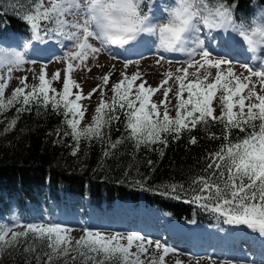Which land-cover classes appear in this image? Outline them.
I'll use <instances>...</instances> for the list:
<instances>
[{
  "label": "snow or ice",
  "instance_id": "snow-or-ice-1",
  "mask_svg": "<svg viewBox=\"0 0 264 264\" xmlns=\"http://www.w3.org/2000/svg\"><path fill=\"white\" fill-rule=\"evenodd\" d=\"M152 2L147 0L145 4V0H136L133 5L125 0L126 10L135 15V9L140 7L147 19ZM142 5L148 8L147 13ZM104 10L105 0H36L34 8L23 17L30 25L34 38L42 40L41 31L45 34L55 32L75 42L77 50L69 54L63 76L57 71L49 79L47 71L41 70L35 75L38 84L31 85L27 83L28 77H21V86L13 90L7 101L4 96L8 83L0 82V111L14 104L20 105L17 114L31 111L33 104L62 109L64 123L70 131L58 129L57 135L62 133L72 137L75 141L74 156L79 152L82 140H96L107 143L111 149L117 148L125 138L112 141L105 130L111 128L114 122H121V112L126 117V139L134 141L136 148L155 144L166 147L168 137L178 140L183 132H191L198 125L218 123L223 126L222 138L225 142L209 154L205 164L207 176L194 178L192 184L195 187L190 189L182 185H168L161 194L175 199H181V194H184L185 203L210 211L224 218L228 224L246 226L264 237V68L254 71L243 65L250 75H238L233 70L232 61L213 57L200 35L201 25L209 30L227 31L231 28L255 51L264 48V27L249 34L243 25L233 23L230 8L223 4L213 8L208 0H178L170 14L179 20L180 26L173 25L162 30L161 47L168 52H185L188 59L183 63L187 66L178 68L176 74L166 72L165 78L156 87H146L147 81L142 79L140 72L130 76L123 73L122 78L108 89L113 94L111 98L104 99L102 93L91 123L81 128L86 112L80 101L91 99L100 89L93 88L87 96L83 94L81 85L72 77L78 66L74 62L84 65L90 56L95 58L104 47L115 45L123 48L135 39L134 27L107 30L101 23ZM89 38L99 40L101 47H94ZM24 63L21 54L6 61L0 59V72L7 68L8 80H11L13 70ZM111 75L102 76L105 87L109 85ZM253 77L258 78L259 92ZM0 81H4L3 75H0ZM54 81L61 83V90L53 87ZM137 81L141 82L137 84ZM169 81L173 83L169 84ZM73 89L79 91L74 94ZM161 89L163 98L154 99ZM172 111L175 115L170 114ZM16 123L13 118L8 128H13ZM233 130L245 135L234 141L231 138ZM210 138L220 139L215 133H211ZM189 142L196 144L197 138L192 136ZM110 154L104 153L106 156ZM16 227L24 230L16 231L11 226L0 224V250L15 247L20 238L28 241L31 235L33 242L26 243L23 251L33 253L36 264H40L41 256L47 258L44 264H53L54 259L67 257L70 253H74L73 261H80V264H145L141 257L148 254L152 245L161 254L159 261L152 256L150 264H165V258L176 253L174 248L139 234L106 235L101 231L84 229V235L74 240L71 236L73 229L58 224L35 222L17 224ZM134 247L135 252L132 251Z\"/></svg>",
  "mask_w": 264,
  "mask_h": 264
},
{
  "label": "trees",
  "instance_id": "trees-1",
  "mask_svg": "<svg viewBox=\"0 0 264 264\" xmlns=\"http://www.w3.org/2000/svg\"><path fill=\"white\" fill-rule=\"evenodd\" d=\"M35 3L36 0H0V38L14 37L19 44L32 48L35 38L23 17L34 8ZM208 3L213 8L220 4L229 7L233 21L245 28L252 27L256 11L264 9V0H208ZM111 74L109 88L121 79ZM172 83L169 81V84ZM162 92L163 89L154 99H162ZM112 95L109 91L107 100ZM169 95L172 96L171 93ZM10 98L11 95L5 101ZM19 107V104H14L0 111V224L5 225L4 218L15 220L23 212L31 217L41 211V208L36 210L28 206L29 203L39 202L42 198L56 201L63 197L64 202H68V195H71L76 203H82L90 196L96 206L131 201L137 205L133 208L140 212L152 211L167 216L173 223L196 222L216 228L232 225L210 211L185 203L184 194H181V199L161 194L168 185H182L190 189L195 187L192 184L194 178L207 176L205 164L209 154L225 142L222 125L214 122L198 125L191 132H183L178 140L168 137L166 147L155 144L136 148L134 141L126 139V117L121 112V122H114L111 128L105 130L112 141L125 138L117 148L111 149L107 143L96 140H82L80 150L74 156L75 141L72 137L62 133L57 135L58 129L70 131L64 123L62 109L33 104L31 111L17 114ZM170 114L175 115V112ZM13 118L17 123L8 128ZM211 133L220 139H211ZM244 135L239 130H233L231 138L235 141ZM192 136L197 138L196 144L189 142ZM105 152L111 154L106 156ZM240 227L250 231L246 226ZM14 230L24 229L19 227ZM29 242H33L31 235L28 241L20 238V247H17L19 243L12 247L13 253L5 264H36L34 254L28 258L22 256L24 245ZM34 243L39 244L38 241ZM72 256L56 258L53 264H80V261H73ZM46 259L41 256L40 264H44Z\"/></svg>",
  "mask_w": 264,
  "mask_h": 264
},
{
  "label": "rangeland",
  "instance_id": "rangeland-1",
  "mask_svg": "<svg viewBox=\"0 0 264 264\" xmlns=\"http://www.w3.org/2000/svg\"><path fill=\"white\" fill-rule=\"evenodd\" d=\"M177 2L178 0H168L167 3L168 8L164 9L165 14L160 12H155L158 13L157 15L150 14L152 22L155 23V22L166 21L168 18V10L175 7ZM157 9L158 8H155L154 11H156ZM259 15L261 17H264V12H261ZM251 32L248 31L249 34H251ZM200 35L204 39L205 47L209 51L212 52L209 46L214 45L217 54H214L212 52L213 57L227 58L228 60L232 61L233 70L238 75L239 74L250 75V73L247 72L246 68L243 67V65H247L248 67L252 68L254 71H259L262 68H264V48H258L257 50L253 51L247 45L246 41H244L243 37L238 32L231 30V28H229L227 31L225 29L209 30L205 28L203 25H201ZM138 41L140 45L137 44V47H135V49L140 52L146 51L147 53L145 56L133 58L128 61H119V59H116L114 55L110 53L111 46H107L104 47L101 53H99L95 58L90 56L84 65H79L78 61L74 62L78 66L73 71L72 77L77 83L81 85L83 94L87 96V94L93 88L100 89V91H97L91 97V99H82L80 101L86 112L85 119L81 123V128H84L89 123H91L94 109L100 102L102 93L104 95V99L107 100L108 98V93H109L108 89L111 81L109 82V85L107 87L103 85L102 76L105 74V72L106 73L112 72L116 74V76L119 78H122L123 73H126L130 76L136 72H140L142 79L147 81L146 87L147 86L156 87L159 85L162 79L165 78L166 72L172 71L174 74H176V70L178 68L187 66L186 63H183L188 59V56L185 52L164 51L162 47L158 48L156 46L157 45L156 38L147 34H145V36H140ZM212 42L214 44H212ZM89 43H91L94 47H101L100 41L94 38H89ZM160 49L164 52V54L167 57H163L162 55L159 54ZM233 50H235L236 53H232ZM221 51L223 52L227 51L232 55L238 56L243 61L242 62L236 60L233 61L231 57L226 56V54L221 53ZM197 59H199V57H197ZM5 60L7 59L5 58ZM67 63H68V58H66L65 60H61V62L56 63L49 67H40L34 64L28 65L24 63L19 68L13 70L11 80H8L7 68H5L2 72H0V75L4 76V81H0V82L6 81L8 83V87L5 90L4 100L6 99V97L12 94L13 90L16 87L21 86L20 85L21 77H28L27 83L29 85L34 83L38 84V80L35 79V75L39 73L41 70L47 71L48 73L47 78L53 76L57 71H60L63 76ZM224 67H227V65ZM88 69H91V71H89ZM189 71L192 72L194 71V69H189ZM212 72L213 74H215L214 69L212 70ZM253 81L257 82L256 86H257V91L259 92L260 85L258 83V78L253 77ZM140 82L141 81H137V84ZM53 87L60 90L61 83L59 81H55L53 83ZM78 91H79L78 89H73L74 94ZM213 106H215V102ZM218 111L219 110L217 109V112ZM142 226L144 228H147L149 224L142 223ZM185 227L181 226L178 229L183 230L185 229ZM187 228L188 229L186 230L189 233L191 232L196 239H200V238H203V240L217 239V241L221 244V246H224L225 248H227V250L224 251V254H222L218 251L221 248L218 247L216 248L218 255L196 256L190 254V252H182L179 251L178 249H175L176 253L169 254V256L165 258V264H177L178 261L180 262V264H264L262 263V261H253L251 260L250 257L247 256H242V259L237 261L225 258L229 256L231 253H234L235 251L234 242L237 243V245L238 244L241 245L243 242L242 240L244 238L263 242V247H264V237L262 236L256 234H249L247 236H244L242 232L225 234L219 231L218 232L215 231L213 234H209L206 237H204L199 230H194L188 226ZM164 229L166 232L172 233L175 231V229H177V226L170 227V223L168 222L167 226H164ZM101 232L103 233L104 231ZM131 234H135V233H131ZM82 235H84V232H81V230L80 231L74 230L71 232V236L74 238V240L80 238ZM123 235H128V234H123ZM162 235L163 237H166L165 232H163ZM146 238L152 239L153 241H160L159 238L158 239H154L153 237H146ZM160 242L166 245L164 241H160ZM20 245L21 243H19L17 247H20ZM132 251L133 252L136 251L135 247L132 249ZM11 253H13L12 247H6L3 250H0V264H5ZM160 254L161 252L155 250L154 245H152L149 247L148 254L143 255L141 258L145 261V264H150L151 257L155 256L157 261H159ZM32 255L33 253L30 254L24 251L22 254L24 258H28L29 256ZM72 255H74V253H70L68 256L70 257Z\"/></svg>",
  "mask_w": 264,
  "mask_h": 264
},
{
  "label": "clouds",
  "instance_id": "clouds-1",
  "mask_svg": "<svg viewBox=\"0 0 264 264\" xmlns=\"http://www.w3.org/2000/svg\"><path fill=\"white\" fill-rule=\"evenodd\" d=\"M127 3L134 5L136 4V0H127ZM126 8L127 5L125 0H105V10L101 14V23L107 30L134 27L135 32L133 35L135 39L131 42L139 39L141 35L147 34L156 38V46L159 48L163 43L162 30L170 29L173 25L177 28L180 26L179 20L175 19V17L170 14L175 7L168 10V18L166 21L155 23L152 22L150 14H147V19H145V15L142 13L140 7L135 9V15H130ZM261 11H264V9L258 10L257 15L252 19L255 26L252 32L257 28L264 27V17L259 15ZM141 21H143V23H141Z\"/></svg>",
  "mask_w": 264,
  "mask_h": 264
}]
</instances>
